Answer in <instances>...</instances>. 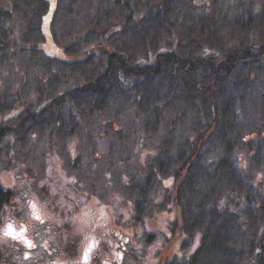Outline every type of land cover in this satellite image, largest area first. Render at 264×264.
I'll list each match as a JSON object with an SVG mask.
<instances>
[{
    "label": "trees",
    "instance_id": "1",
    "mask_svg": "<svg viewBox=\"0 0 264 264\" xmlns=\"http://www.w3.org/2000/svg\"><path fill=\"white\" fill-rule=\"evenodd\" d=\"M47 10L0 0L3 162L75 136L76 167L92 169L111 137L119 149L148 135L143 173L123 183L135 216L163 208L171 178V231L199 238L165 264H264V0H56L48 27L66 58L41 48Z\"/></svg>",
    "mask_w": 264,
    "mask_h": 264
},
{
    "label": "rangeland",
    "instance_id": "2",
    "mask_svg": "<svg viewBox=\"0 0 264 264\" xmlns=\"http://www.w3.org/2000/svg\"><path fill=\"white\" fill-rule=\"evenodd\" d=\"M47 1L48 10L43 17L44 38L40 45L46 54L66 58L48 27L56 0ZM193 1L202 8L209 0ZM120 123L125 137L130 128L128 126L133 122L124 119ZM83 126L88 128L89 124ZM147 136L138 138L135 143L123 142L119 149L117 146L123 140L119 137L116 144L115 138L111 137V146L106 141L107 154L103 152L94 164L87 156L85 165L88 167L90 163L92 169L76 167L83 164L75 158L82 154L83 149L87 151V144L75 136L65 142L52 143L39 138L24 149L21 155L26 151L25 157L20 156L10 164H5L3 160L6 159L1 155L0 189L9 190L10 195L0 203V223L10 216H23L24 202L31 199L34 202L43 201L44 204L38 206L40 218L31 224V233L36 241V247L30 253L33 259L42 257L44 250L65 248V239L70 234L76 240L80 232L87 238L89 227L86 224L91 216L99 217L104 223L100 231L107 233L106 241L112 240L114 252H120L118 264H165L171 258L187 256L198 244L199 238L196 234L185 239L176 229L171 231V220H179V209L173 203L165 204L164 189L171 187L172 179L164 178L154 194L155 201L164 200V204H158L163 208L141 219L135 216L131 197L123 190V183L129 184L143 173V169L136 170V167L144 164L146 153L152 148L154 141ZM99 143L96 146L104 149L105 142ZM119 158H123L122 161ZM49 201L67 202L68 206L45 204ZM74 216L80 218L84 225L80 222L73 227L64 224L67 218L70 220ZM1 228L0 225V260L3 264H25L26 261L21 259V247L3 237ZM60 234H65V237L61 239ZM18 255L20 260L14 261Z\"/></svg>",
    "mask_w": 264,
    "mask_h": 264
},
{
    "label": "flooded vegetation",
    "instance_id": "3",
    "mask_svg": "<svg viewBox=\"0 0 264 264\" xmlns=\"http://www.w3.org/2000/svg\"><path fill=\"white\" fill-rule=\"evenodd\" d=\"M24 204L23 216H16V218L15 216H10V218L2 220L0 225L3 237L21 247V259L25 260L27 264H118L117 258L119 259L120 252L117 250L114 252L115 247L112 240L106 241L107 233L104 234L103 230L100 231V228H104V223L97 216H91L86 224L89 227L87 238L80 231L76 235L77 240L74 236L71 237L72 234H70L65 239V248L44 250L42 257L33 259L30 253L36 247V241L31 233V224L34 223V220L37 221L40 218L38 206L44 203L43 201L34 202L31 199L24 202ZM45 204H65L68 206L67 202L62 201H49ZM109 206L111 208L114 207ZM65 211L63 210V212ZM73 212L75 213L76 211ZM79 219L77 216L70 218V220L67 218L64 224H70L73 227L79 222L82 223ZM56 224L59 225L57 221ZM59 237L62 239L65 234H60ZM17 257L14 261L20 260L19 255ZM28 260H30L29 263ZM0 264H3L2 260H0Z\"/></svg>",
    "mask_w": 264,
    "mask_h": 264
},
{
    "label": "water",
    "instance_id": "4",
    "mask_svg": "<svg viewBox=\"0 0 264 264\" xmlns=\"http://www.w3.org/2000/svg\"><path fill=\"white\" fill-rule=\"evenodd\" d=\"M9 231V229H7Z\"/></svg>",
    "mask_w": 264,
    "mask_h": 264
}]
</instances>
